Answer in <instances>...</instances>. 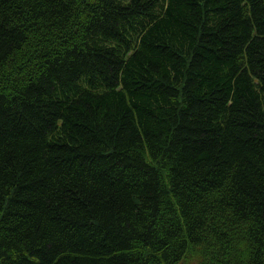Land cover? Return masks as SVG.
<instances>
[{"label": "trees", "instance_id": "1", "mask_svg": "<svg viewBox=\"0 0 264 264\" xmlns=\"http://www.w3.org/2000/svg\"><path fill=\"white\" fill-rule=\"evenodd\" d=\"M264 264V0H0V264Z\"/></svg>", "mask_w": 264, "mask_h": 264}, {"label": "rangeland", "instance_id": "2", "mask_svg": "<svg viewBox=\"0 0 264 264\" xmlns=\"http://www.w3.org/2000/svg\"><path fill=\"white\" fill-rule=\"evenodd\" d=\"M189 264H193L192 262H189Z\"/></svg>", "mask_w": 264, "mask_h": 264}]
</instances>
